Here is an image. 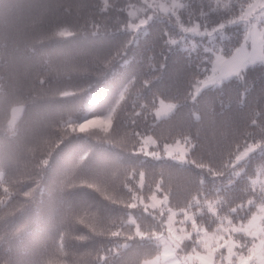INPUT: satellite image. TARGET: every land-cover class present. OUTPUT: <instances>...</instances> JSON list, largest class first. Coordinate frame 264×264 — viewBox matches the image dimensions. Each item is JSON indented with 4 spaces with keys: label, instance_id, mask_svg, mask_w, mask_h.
<instances>
[{
    "label": "snow or ice",
    "instance_id": "snow-or-ice-1",
    "mask_svg": "<svg viewBox=\"0 0 264 264\" xmlns=\"http://www.w3.org/2000/svg\"><path fill=\"white\" fill-rule=\"evenodd\" d=\"M43 11L57 22L29 43L33 54L78 34L132 39L85 50L83 60L3 62L0 231L10 264H264V108L179 110L199 109L209 87L264 71V0H199L195 10L182 0H68ZM160 17L174 31L125 69L129 78L109 81ZM176 48L194 71L166 97L153 84L166 89V71L184 74L168 55ZM68 98L76 103L33 118L31 109ZM79 136L92 143L50 176L58 150ZM81 189L93 198L75 199Z\"/></svg>",
    "mask_w": 264,
    "mask_h": 264
},
{
    "label": "trees",
    "instance_id": "trees-1",
    "mask_svg": "<svg viewBox=\"0 0 264 264\" xmlns=\"http://www.w3.org/2000/svg\"><path fill=\"white\" fill-rule=\"evenodd\" d=\"M68 0H0V85H6V78L9 73L3 66L4 61L12 60L19 62L21 57H26L30 62H36L43 58L45 53L51 54L54 58L60 55H68L73 58L85 59L82 53L85 50L107 48L111 49L125 40H131L126 33L116 35L108 34L106 36H92L78 34L75 37L64 41H52L43 48L37 47L35 54L28 51L29 43L39 34H46L51 26L57 22V17L46 15L43 11L45 4L55 5L66 3ZM183 3L195 10L199 0H182ZM69 21L71 18H68ZM148 27V34L137 33L134 42L128 48V64H116L108 74V80L114 78L127 79L131 76V71H125L129 65L138 67L141 60L146 58L151 51L157 50L161 45L160 33L164 30L173 32L172 25L166 18H154ZM230 35H237L233 29ZM170 60L178 58L180 64L184 66V74L178 75L172 72H165V80L169 82V87L161 89L160 83L153 84L154 90H161L163 95L168 97L175 93L183 92L187 87V77L194 69H189L187 53L180 48L174 49L168 53ZM103 81L98 83V87L93 91H98ZM243 94V99L242 95ZM79 99V98H77ZM200 108L195 104L187 103L180 107V111L187 112L196 109L197 112L206 110L205 102L212 104L216 111H220L223 105L230 111L237 109V104L242 103L246 110H259L264 108V71L254 72L252 76H245L243 81L228 80L221 87H209L205 89L199 97ZM76 100L72 98L58 100L50 105H41L31 109L33 118H39L41 115H54L57 111L66 110L75 104ZM83 116V113L80 114ZM92 143L89 138L84 136L71 137L61 149L58 150L57 157L54 158L53 168L49 175H53L61 166L66 156L74 150H86ZM94 194L86 189H81L74 193V198L82 203H86L93 198ZM17 220L15 223H19ZM25 243H31L33 238L26 234L22 238ZM8 236L4 231H0V264H10L8 253L6 252V242ZM14 247H19L21 241L12 242Z\"/></svg>",
    "mask_w": 264,
    "mask_h": 264
}]
</instances>
